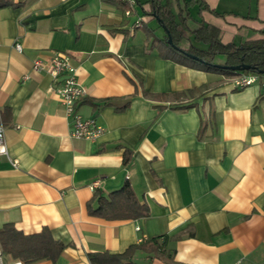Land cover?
I'll use <instances>...</instances> for the list:
<instances>
[{
	"label": "crops",
	"instance_id": "1",
	"mask_svg": "<svg viewBox=\"0 0 264 264\" xmlns=\"http://www.w3.org/2000/svg\"><path fill=\"white\" fill-rule=\"evenodd\" d=\"M205 1L211 10L198 14L196 5L192 14L218 26L224 42L264 36V0ZM13 2L0 8L8 147L0 157V228L10 222L34 234L47 227L67 244L57 260L28 264H92L88 253H121L154 237L173 256L140 251L138 264H264L261 82L236 88L233 76L161 57L147 34L161 36L147 25V0L148 9L137 0L133 17L118 0ZM54 51L71 55L86 90L78 111L105 127L93 140L70 135L56 81L32 69ZM127 181L149 216L89 212L95 193L107 197ZM0 264L24 263L0 249Z\"/></svg>",
	"mask_w": 264,
	"mask_h": 264
},
{
	"label": "trees",
	"instance_id": "2",
	"mask_svg": "<svg viewBox=\"0 0 264 264\" xmlns=\"http://www.w3.org/2000/svg\"><path fill=\"white\" fill-rule=\"evenodd\" d=\"M13 3V0H0V8ZM147 3L149 4L147 15L157 20L159 27L166 28L159 37L147 29V34L152 36L151 42L157 47L161 57L227 76H234L240 72L219 65L246 64L250 69L241 72L264 75V36L241 43L224 42L223 31L218 26L197 19L192 14L191 8L196 5L198 14L203 10H211L205 0H147ZM168 33L174 45L168 42ZM217 55L225 56V61L217 64L215 62ZM143 94L147 97L152 96L148 90H143ZM130 159L131 149L127 148L123 161L126 164ZM88 209L91 214L107 219H138L151 213L149 205L140 202L128 181L107 197L95 193L93 201L88 204ZM159 239L160 237H154L132 244L121 253L101 251L88 253V257L92 264H138L135 257L140 251L152 253L153 257L171 258L173 253L166 250V241L160 242ZM66 246L64 242L55 239L47 227L34 234H25L10 222L0 228L1 254H11L24 264L40 259L55 261Z\"/></svg>",
	"mask_w": 264,
	"mask_h": 264
},
{
	"label": "built area",
	"instance_id": "3",
	"mask_svg": "<svg viewBox=\"0 0 264 264\" xmlns=\"http://www.w3.org/2000/svg\"><path fill=\"white\" fill-rule=\"evenodd\" d=\"M125 6L124 13L131 16L136 13L137 0H118ZM142 21L138 19L136 25H141ZM16 48L21 51L22 45L15 43ZM53 56L48 61L42 58H36L33 62V71H46L53 80L56 81L55 91L63 102L67 115L71 118V134L77 138L93 140L105 131V127L97 121L95 117H84L78 111V105L86 95L85 88L79 83L76 76V67L72 63V57L67 52L54 51ZM29 76L24 75L23 79ZM236 88H244L255 83H260L264 87V77L257 73L240 72L231 79ZM2 108L0 106V157L8 156V147L5 140V126L2 121ZM140 227H137L139 229ZM240 264V262H234Z\"/></svg>",
	"mask_w": 264,
	"mask_h": 264
},
{
	"label": "rangeland",
	"instance_id": "4",
	"mask_svg": "<svg viewBox=\"0 0 264 264\" xmlns=\"http://www.w3.org/2000/svg\"><path fill=\"white\" fill-rule=\"evenodd\" d=\"M145 1L146 0H140V2L142 3V6H144L145 8H147L148 9V4H146L145 3ZM138 9H139V11H140V13H143V10H142V8H141V6L139 5L138 6ZM134 15H132L131 17H133ZM149 23V22H148ZM147 23V25L149 26V27H153V28H155L156 29V33L159 35V34H163V28H161V27H159V25H158V23H157V21L156 20H153L152 21V23H149L148 24ZM142 31V30H141ZM143 32V31H142ZM200 46H202L201 44H200ZM225 61V56H223V55H217L216 56V58H215V62H217V64H221L222 62H224Z\"/></svg>",
	"mask_w": 264,
	"mask_h": 264
},
{
	"label": "water",
	"instance_id": "5",
	"mask_svg": "<svg viewBox=\"0 0 264 264\" xmlns=\"http://www.w3.org/2000/svg\"><path fill=\"white\" fill-rule=\"evenodd\" d=\"M163 29H166L165 28V26H163ZM168 36H169V38H168V42L170 43V44H172V45H174L173 44V42H172V38H171V36H170V34L168 33ZM188 54V53H187ZM190 56H192V57H194V58H197V56H194V55H191L190 54ZM219 66H222V67H224V68H231V69H234L235 71H237V72H241V71H245V70H249L250 69V66H248V65H246V64H241V65H231V66H229V65H219Z\"/></svg>",
	"mask_w": 264,
	"mask_h": 264
}]
</instances>
